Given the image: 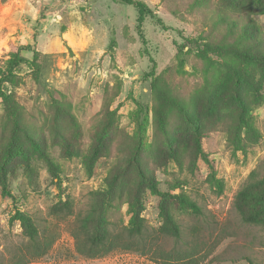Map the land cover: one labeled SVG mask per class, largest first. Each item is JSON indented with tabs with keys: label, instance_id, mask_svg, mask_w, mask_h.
<instances>
[{
	"label": "rangeland",
	"instance_id": "rangeland-1",
	"mask_svg": "<svg viewBox=\"0 0 264 264\" xmlns=\"http://www.w3.org/2000/svg\"><path fill=\"white\" fill-rule=\"evenodd\" d=\"M140 1L151 12L138 26L119 0H0V69L12 48L37 52H20L0 97V264H264V226L234 207L250 173L264 176V58L241 53L264 43L239 35L255 25L264 38V0ZM241 115L251 127H234ZM109 182L121 192L108 228L120 234L139 205L143 251L78 249V218ZM180 192L199 214L178 207ZM65 198L73 214L50 215ZM162 208L178 237L158 231Z\"/></svg>",
	"mask_w": 264,
	"mask_h": 264
},
{
	"label": "trees",
	"instance_id": "trees-1",
	"mask_svg": "<svg viewBox=\"0 0 264 264\" xmlns=\"http://www.w3.org/2000/svg\"><path fill=\"white\" fill-rule=\"evenodd\" d=\"M119 1L128 5H132L136 8L138 12V26L141 25V22L146 17V15L151 12L147 5L140 0ZM229 18L230 16L225 17L227 22H231L232 24L237 23L235 20H231ZM253 30L256 31V40H258L262 45L264 43L262 28H258L255 25H251L242 32L240 31V38L253 32ZM31 49H33L32 51L34 54H37L35 49L30 44L19 45L15 49L12 48V50L9 52V59L6 61V68L4 70L0 69V97H3L4 99L7 98V95L3 92V86L11 81V78H13L14 71H16L17 67L26 62L25 58L20 55V52ZM248 49L250 50L248 53L247 49H242L241 53H246V55L254 53L257 56L264 58V48L262 46H259V48L257 47V50H255L253 46ZM244 121L251 127L249 119H245L243 115H241L234 123V127H238V123ZM239 143L240 142L237 144ZM196 148L197 151L201 153L202 147L199 138L196 140ZM92 160L93 155L88 154L85 156L84 162L88 169H90ZM178 162L181 164L180 161ZM148 182L150 183L151 189L156 190L155 183L151 180ZM215 185L221 188V184L217 180ZM115 192H121V188L114 189L113 183L111 182L108 183V189L106 193L102 191L92 192L90 194L91 196L86 211L78 218V224L76 226V236L78 235V249L89 256L102 255L111 251L119 244H122L126 248L137 249L138 247L142 251L146 246L143 237L145 230V218L141 215V208L139 205L132 209L129 221L120 234H112L110 232L108 228L109 221L107 220L106 211L109 206L108 204H110L112 199L110 195L115 194ZM172 197L174 198V201L179 204L178 207L180 209L194 214H199L201 212L199 206L184 192L172 195ZM234 207L241 220L245 223L264 226V176L259 177L256 170H253L250 173L246 182L235 195ZM49 214L53 216L72 215V201L69 198H65L64 200H59L53 203L49 207ZM161 215L163 221L158 231L165 235L178 237L180 234V228L173 216L165 208L161 209ZM15 216L20 223L23 236L31 242V246L37 251L44 250V247L41 246V244L37 241L38 228L34 220L23 211H17Z\"/></svg>",
	"mask_w": 264,
	"mask_h": 264
}]
</instances>
